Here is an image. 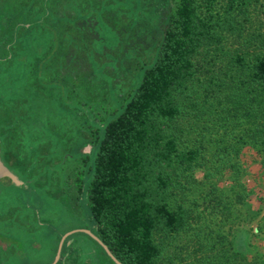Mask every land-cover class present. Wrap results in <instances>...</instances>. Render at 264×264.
Returning <instances> with one entry per match:
<instances>
[{"label": "rangeland", "instance_id": "rangeland-1", "mask_svg": "<svg viewBox=\"0 0 264 264\" xmlns=\"http://www.w3.org/2000/svg\"><path fill=\"white\" fill-rule=\"evenodd\" d=\"M252 2L239 15L248 16L243 39L249 42L253 33L264 34V0ZM98 3L54 0L47 14L32 12L29 21L37 22L17 29L16 46L0 62V134L12 130L13 158L25 164L22 170L12 167L26 181L25 186L0 184V264H52L63 235L75 229L96 232L89 196L93 143L154 62L163 20V0ZM89 14L94 18L87 22ZM239 40L230 36L228 49H246L237 46ZM229 55L204 61L205 82H220L216 77L230 70ZM86 143L93 147L90 161L83 163ZM241 160L244 175L237 184L230 172L216 178L205 167L196 170L198 185L188 201L199 203L197 212L167 249L165 264H264V167L250 146ZM210 186L226 205L215 213L212 204L203 203ZM62 252L72 253L75 264H113L83 231L69 235Z\"/></svg>", "mask_w": 264, "mask_h": 264}, {"label": "trees", "instance_id": "trees-1", "mask_svg": "<svg viewBox=\"0 0 264 264\" xmlns=\"http://www.w3.org/2000/svg\"><path fill=\"white\" fill-rule=\"evenodd\" d=\"M53 1L0 0V58H4L0 62L16 46L17 29L36 23V18L29 21L32 12L42 9L47 14ZM99 1L87 0V6ZM173 2L161 4V37L154 62L93 143L89 196L94 234L123 264H165L167 249L187 232L197 212L194 206L199 203H189L188 198L198 185V168L205 167L216 178L230 172L237 184L244 175L241 153L248 146L256 150L257 162L264 167V34L253 33L252 42L244 40L243 22L248 16L239 19L254 2ZM78 7L85 10L83 2ZM230 36L240 38L237 46L246 49L229 50ZM228 55L230 70L216 77L220 82H205L204 61L219 62ZM11 131L0 134L4 147L12 142ZM89 155H81L83 163L90 161ZM210 188L204 189L203 203L212 204L214 213L223 210L224 198ZM242 195L237 194L241 203ZM69 261L76 263L72 253L64 252L56 264Z\"/></svg>", "mask_w": 264, "mask_h": 264}, {"label": "water", "instance_id": "water-1", "mask_svg": "<svg viewBox=\"0 0 264 264\" xmlns=\"http://www.w3.org/2000/svg\"><path fill=\"white\" fill-rule=\"evenodd\" d=\"M0 181L4 184H10V185H16V186H22L24 184V181L20 179V177L6 165V163L4 162L2 158L1 152H0ZM78 231H83L89 234L92 238H94L97 242H99V244L102 245V247L105 249L107 254L116 262V264H123L113 255V253L110 251L107 245L96 234H94L91 230H87V229H81V230L75 229L63 235V237L61 238L60 244H59L56 258L52 264H56L59 261L65 239L69 235L76 233Z\"/></svg>", "mask_w": 264, "mask_h": 264}, {"label": "crops", "instance_id": "crops-1", "mask_svg": "<svg viewBox=\"0 0 264 264\" xmlns=\"http://www.w3.org/2000/svg\"><path fill=\"white\" fill-rule=\"evenodd\" d=\"M73 13L72 12H69L67 15H72ZM90 20V18L88 19H86V21L88 22ZM86 21L84 22L85 24V26H86ZM83 23V22H82ZM88 24V23H87ZM5 144H8V143H5ZM11 145H12V143H10V144H8V146L7 147H4L3 148V150H0V152H1V155H2V158H3V160L5 159L6 160V162L12 167V166H14L17 170H22V169H24V166H25V164H24V161L23 160H19V159H16V158H13V154H12V150H11ZM92 144L91 143H86L85 145H84V147L82 148V150H81V155H87V154H90L91 153V151H92ZM10 154L11 156H12V158H10L9 157V155L8 154ZM13 168V167H12ZM14 169V168H13ZM15 170V169H14ZM16 170V171H17ZM18 173V172H17ZM18 176H19V174H18ZM20 177V179H21V176H19ZM23 181H24V184L22 185V186H25V184H26V181H25V179H22ZM0 183H1V185L2 186H4V187H9V186H11L10 184H4V183H2L1 181H0ZM2 245H3V243H2ZM61 255H62V252H61ZM61 258V257H60ZM60 260V259H59Z\"/></svg>", "mask_w": 264, "mask_h": 264}, {"label": "flooded vegetation", "instance_id": "flooded-vegetation-1", "mask_svg": "<svg viewBox=\"0 0 264 264\" xmlns=\"http://www.w3.org/2000/svg\"><path fill=\"white\" fill-rule=\"evenodd\" d=\"M4 162L6 163V165L15 172V170L6 162V160L4 159ZM17 174V172H15ZM18 175V174H17ZM1 184V183H0Z\"/></svg>", "mask_w": 264, "mask_h": 264}]
</instances>
